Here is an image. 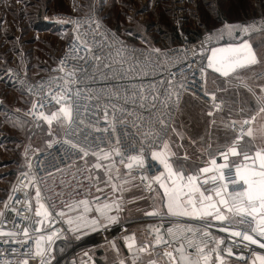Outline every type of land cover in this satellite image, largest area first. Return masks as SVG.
I'll return each mask as SVG.
<instances>
[{
    "label": "built area",
    "instance_id": "obj_1",
    "mask_svg": "<svg viewBox=\"0 0 264 264\" xmlns=\"http://www.w3.org/2000/svg\"><path fill=\"white\" fill-rule=\"evenodd\" d=\"M71 21L80 22L81 39H85L86 33L87 46L92 49L91 53L85 52L83 46L79 45L77 52H69L77 34L76 25ZM50 22L57 26L58 31L55 35H50L49 41L58 44L59 48L50 52L54 53L52 56L40 58L37 65L29 66L27 62L14 65L8 76L28 101L23 110L32 121L44 123L52 139L51 143H57H52L50 148L41 146L37 141L28 140L21 146L15 178L0 206V211L4 212L0 217V231L14 232L16 235L0 236V264H17L25 259L34 261L31 264H41L42 261L44 264H62L64 258L76 256L77 246L80 250L85 245L117 241L130 234L129 223L118 222L105 225L77 242L65 222V217L56 216V212L64 210V204L73 200L86 198L91 204H96L94 197H99V202L106 199V196H101L96 190L99 181L87 159L92 151L98 150L97 146L105 151L114 148L115 137H119L125 146L132 144L136 149L143 147L145 166L143 169L134 168L132 173L142 192L145 195L150 194L152 190L146 187L148 181H142L141 176L151 179V174L157 168L151 152L162 147L163 141L167 140L184 96L187 93L200 92L206 76V62L211 47L202 40H190L185 32L179 31L173 44L148 46L128 41L106 20L92 12L72 9ZM95 22L101 25L99 29ZM155 49L160 51L156 52ZM66 54V64L61 71L60 62L65 59ZM201 69H204L203 74ZM74 70L73 76L67 75ZM65 88L71 90L73 102L79 106V115L74 113L76 122L71 129L63 121H53L49 125L39 117L40 112L50 115L58 110L60 105L56 104L52 96L61 95ZM77 92L79 96L76 95ZM140 96L146 99L141 101ZM206 99L213 108L214 103H222L218 99ZM34 104L37 105L35 110ZM160 119L167 125L166 134L161 132ZM121 121L124 123H120ZM113 124L115 133L111 132ZM106 128L109 131H104ZM238 129L239 125L237 131ZM146 132L153 135L146 137ZM155 133H160L162 139L156 137ZM65 140L86 147L90 154L82 157L77 150L63 143ZM124 150L121 147V151ZM135 154V151L127 152V155ZM113 158L124 172H128L120 157L113 155ZM29 162L31 168L28 167ZM22 173L35 177L34 183L41 189L42 202L53 213L54 222L46 223L40 232L35 231L39 219L35 215V188L31 185L28 188L23 187L28 183V178ZM27 201L31 202V211L26 209ZM5 203L8 204L7 208ZM12 208H16L19 215ZM22 216L28 219L22 220ZM24 228L28 229L27 236L23 233ZM52 232H57V236L53 237L51 243L43 241L45 254L36 256V240L39 236L46 237ZM223 238L226 244L230 243L226 233H223ZM66 243L70 244L69 250L59 252V246ZM253 248L257 249L256 246ZM234 252H244L250 260V254L243 247L234 248ZM227 258L245 262L237 260L235 256Z\"/></svg>",
    "mask_w": 264,
    "mask_h": 264
},
{
    "label": "snow or ice",
    "instance_id": "obj_2",
    "mask_svg": "<svg viewBox=\"0 0 264 264\" xmlns=\"http://www.w3.org/2000/svg\"><path fill=\"white\" fill-rule=\"evenodd\" d=\"M71 22L76 25L77 34L69 48V52H77L79 45L83 46L85 52L91 53L92 49L87 46V34H84L85 39H81L80 22ZM95 23L96 28L99 29L101 25L99 22ZM260 30L255 24H225L222 29L217 30V38L222 39L223 34L227 33L229 37L234 38L235 42L212 47L210 55L207 57V68L219 73L222 77L239 79L237 73L260 64L261 60L253 45L249 39L244 38ZM237 32H239V37H234V33ZM208 39L210 40L211 37ZM154 51L159 52L160 50L155 49ZM66 59L67 54L65 59L60 62L61 71L64 70ZM80 59H84V57H80ZM96 59L98 60L99 57H96ZM105 67H110V65H105ZM201 72L203 74L204 69H201ZM74 74L75 70L67 73L68 76ZM240 83L251 94L254 103L239 109L237 114L244 117L243 119L229 121L226 127L235 132L236 135L230 142L217 147L215 153L209 151V158L203 167H198L190 173H186L182 167H174L172 158L176 156V153L171 150L167 141H163L159 151L151 152L152 160L162 165L164 171L151 179L147 176H141V180L148 181L146 187L149 190L154 191L153 184H157L163 190L166 212L161 214L158 211H153L147 215L158 216L161 220L166 218L172 220L182 219L184 222L173 223L166 229V234L170 239L165 238L160 227L152 226H150V234H154L152 241H144L138 245L135 234L125 237L127 248L133 255L132 264H137L140 259L139 254L144 253L153 257L149 259L148 264H159L160 260H163L164 264H229L227 257L233 256L237 260L245 261V264H264V251H257L253 248V246H256L258 249L264 250V147L251 143L256 139L257 132L264 139V125L259 129L254 128L257 118L264 116V85L258 86L259 92L257 93L255 89L243 81H240ZM70 93L71 90L65 88L62 90L61 95H53L52 99L60 107L50 115L40 112L39 117L47 121L49 125L53 121H63L71 129L76 122L74 113L77 116L79 115V106L74 104ZM76 95L79 96V92ZM144 99L146 97L140 96L141 101ZM212 100L215 101L214 95ZM213 106L217 110L221 108L220 104L214 103ZM36 107L37 105L34 104L33 110ZM208 115L212 116L213 113L209 112ZM105 119H107V112H105ZM80 123H83V121H80ZM120 123L123 124L124 122L121 121ZM159 123L162 125L161 132L166 134L167 125L165 121L160 119ZM237 125H239L238 131ZM97 130L99 131V129ZM104 131L107 132L109 129L106 128ZM115 131L116 128L113 124L111 132L115 133ZM144 135L147 137L153 135V133L146 132ZM155 135L161 138L160 133H155ZM245 137L249 138L247 144L244 143ZM52 143H57V141ZM52 143H49L48 147L51 148ZM63 143L77 150L82 154V157H87L90 154L86 147L73 143L71 140H65ZM114 143L115 147L108 151L99 149V146H97L98 150L91 152V155L96 156L98 160L94 168L105 167L99 161H111L113 155L120 157L121 163H124L125 168L128 170V175L131 174L134 168H144L145 153L143 147L136 149L132 144L125 146L119 137L114 138ZM121 147H124L125 150L121 151ZM208 147L211 149V145ZM129 150L135 151L136 154L127 155ZM25 155H27V151ZM183 159H188L187 154ZM125 160H127V163H125ZM113 166L114 164H109L105 167L106 173L109 174L106 183L111 184L113 191H118L119 188L112 183V176L110 175ZM28 167H32L30 162ZM22 175L28 178V183L24 184L23 187L28 188L31 185L35 188L34 199L37 205L35 215L39 218L35 231L40 232L46 223L54 222L53 213L42 202L41 189L38 184L34 183L35 177H28V173H22ZM85 179H88V177H85ZM96 190L97 192L102 191L98 186ZM9 199L11 200L12 197H9ZM99 199V197H94V201L97 202L95 211L105 217L109 223L115 222L117 217L108 216L107 213L113 207L119 210V204L115 201L99 204ZM25 206L28 211L32 210L30 201H27ZM7 207L8 204L5 203V208ZM64 207L67 208V213H76V215H68L64 210H60L56 212V216L61 218L67 216L65 222L70 227L74 224L78 227L87 221V214L93 211L91 202L86 198L65 203ZM11 210L19 215L16 208ZM3 215L4 212L0 211V217ZM21 219L26 220L28 217L22 216ZM90 223L95 226L100 222L97 219H91ZM161 227L163 226L161 225ZM213 227H217L219 232L226 233L230 243L226 244L224 238L214 236L210 231ZM72 230L77 229L72 228ZM93 230H96L95 227ZM23 233L27 236L28 229L24 228ZM3 235L14 236L16 233L0 231V236ZM55 236H57V232H52L46 237L39 236L36 240L35 255L43 256L45 248L42 246V242L47 240L51 243ZM174 244L177 246L173 247ZM113 247H115L114 244ZM160 247H164L165 250L157 252L156 249ZM240 247H243L250 254V261L244 252L239 254L234 252V248ZM169 248L171 250H168ZM21 264H28V260H23ZM41 264H44V262L42 261ZM119 264H125V261L120 260Z\"/></svg>",
    "mask_w": 264,
    "mask_h": 264
},
{
    "label": "rangeland",
    "instance_id": "obj_3",
    "mask_svg": "<svg viewBox=\"0 0 264 264\" xmlns=\"http://www.w3.org/2000/svg\"><path fill=\"white\" fill-rule=\"evenodd\" d=\"M72 9L95 13L128 41L148 46L173 44L177 40L171 34L174 28L187 33L190 40H202L211 48L235 42L227 33L222 39L217 38V30L225 24H255L261 29L244 37L253 45L260 64L237 73L239 79L222 77L207 68L200 92L184 96L167 140L176 142V151H185L196 160L205 158L209 151L215 153L217 147L229 142L233 134L226 125L230 120L242 118L237 114L241 107L254 103L240 81L257 93L258 86L264 85V0H0V206L15 178L23 143L33 140L46 147L52 141L44 123L32 121L23 110L28 101L11 82L9 71L18 63L33 66L40 58L52 56L54 53L50 52L59 45L49 41L50 35L58 31L50 20ZM234 37H239V32ZM213 95L215 100H222L219 110L206 101L208 97L212 100ZM209 112L213 115L209 116ZM87 162L99 184L108 185L107 189L110 183H106L109 174L105 167L114 164L110 173L112 183L128 191H141L134 174L124 172L114 158L99 161L105 166L100 169L94 168L98 162L96 156H89ZM68 248L70 244H61L58 251ZM78 250L79 246L75 251ZM31 263L34 261L28 260Z\"/></svg>",
    "mask_w": 264,
    "mask_h": 264
},
{
    "label": "crops",
    "instance_id": "obj_4",
    "mask_svg": "<svg viewBox=\"0 0 264 264\" xmlns=\"http://www.w3.org/2000/svg\"><path fill=\"white\" fill-rule=\"evenodd\" d=\"M262 125H264V116L257 118L254 128L259 129ZM248 140L249 138L245 137L244 143L247 144ZM166 141L169 143L171 150L176 153V156L172 158L174 167H182L186 173H190L198 167H203L205 165V162L209 158L207 155L205 158H201V160H196L193 157H189L187 154L188 159L184 160L183 158L186 154L185 151H176V142L173 143L170 140ZM251 143L259 147H264V139L261 138L259 132H257L256 139ZM160 148L153 151H159ZM154 162L156 163L157 168L151 174V178L159 175L160 172L164 171L162 165H159L156 161ZM107 186L108 185L104 186V184H99V187L102 189L100 195L106 196V199L99 202V204L112 203L113 201L119 204V210H117L116 207H113L111 211L107 213V215L117 217V220L113 223L128 222L131 233L127 234L125 237H129L135 234L138 245L142 244L144 241L153 240L154 234H150V226L160 227L162 234L165 235V238L170 239L166 234V229L173 223L184 222L182 219L172 220L170 218H166L164 220H161L158 216L147 215L148 213L153 211H158L161 214L166 212L163 199V190L160 189L157 184H153L152 188L154 189V191L152 190V192L148 195H145L142 190L140 191L138 189L134 191H128L127 188H123V186L121 185H117L119 188L118 191H113L111 184L109 185V189L106 188ZM91 207L93 208V211L87 214V221L83 222L78 227L76 224L71 227L69 226L74 238L80 239L91 234L92 232H95L105 225L113 224L109 223V221L105 217L101 216L99 212L95 211L97 203L91 204ZM64 211L67 213V208H65ZM67 214L73 216L76 215V213ZM66 219L67 216L65 217V220ZM91 219H97L100 223L94 226L90 223ZM161 225L163 227H161ZM94 227L96 229L95 231L93 230ZM72 228H76L77 230L73 231ZM210 231L214 236L223 238V233L219 232L217 228L213 227L210 229ZM125 237L121 240L109 241L98 245L82 246L74 258L66 257L62 260V264H119L120 260H124L125 264H132L133 255L127 248ZM113 244L115 245V247H113ZM175 246L177 245L174 244L173 247ZM164 250V247L156 249L157 252H163ZM168 250H171V248H169ZM256 250L264 251L258 248ZM139 255L140 259L137 261V264H148L149 259L153 258L146 253ZM227 259L229 261V264H245V262H238L229 258ZM159 264H164L163 260H160Z\"/></svg>",
    "mask_w": 264,
    "mask_h": 264
},
{
    "label": "trees",
    "instance_id": "obj_5",
    "mask_svg": "<svg viewBox=\"0 0 264 264\" xmlns=\"http://www.w3.org/2000/svg\"><path fill=\"white\" fill-rule=\"evenodd\" d=\"M171 34H172V37L173 38H176L177 39V37H178V30L176 28H174V31L171 32ZM233 137H234V135H233Z\"/></svg>",
    "mask_w": 264,
    "mask_h": 264
},
{
    "label": "water",
    "instance_id": "obj_6",
    "mask_svg": "<svg viewBox=\"0 0 264 264\" xmlns=\"http://www.w3.org/2000/svg\"><path fill=\"white\" fill-rule=\"evenodd\" d=\"M125 167V166H124Z\"/></svg>",
    "mask_w": 264,
    "mask_h": 264
}]
</instances>
